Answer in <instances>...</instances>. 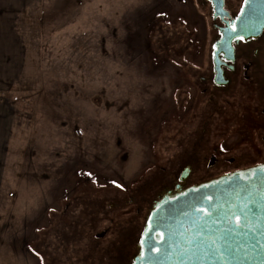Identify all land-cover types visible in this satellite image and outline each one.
<instances>
[{
	"label": "rangeland",
	"instance_id": "374dc122",
	"mask_svg": "<svg viewBox=\"0 0 264 264\" xmlns=\"http://www.w3.org/2000/svg\"><path fill=\"white\" fill-rule=\"evenodd\" d=\"M22 30L0 264H132L149 201L182 172L175 144L188 157L179 129L199 98L192 70L209 64V9L44 0ZM222 173L194 170L188 183Z\"/></svg>",
	"mask_w": 264,
	"mask_h": 264
},
{
	"label": "flooded vegetation",
	"instance_id": "af4514ba",
	"mask_svg": "<svg viewBox=\"0 0 264 264\" xmlns=\"http://www.w3.org/2000/svg\"><path fill=\"white\" fill-rule=\"evenodd\" d=\"M236 1L224 0L218 9L213 0H202L215 34L208 66L192 70L199 98L192 106V117L179 129L189 145L180 151L188 157L181 160L175 144L172 163H180L182 172L173 185L159 188L149 201L132 264L142 254L141 238L159 202L221 177L264 168V27L258 35L234 36L228 43L245 5V0ZM210 169L224 173L198 184L188 183L194 170Z\"/></svg>",
	"mask_w": 264,
	"mask_h": 264
},
{
	"label": "water",
	"instance_id": "95a60500",
	"mask_svg": "<svg viewBox=\"0 0 264 264\" xmlns=\"http://www.w3.org/2000/svg\"><path fill=\"white\" fill-rule=\"evenodd\" d=\"M218 9L224 0H213ZM232 38L258 35L264 0L244 5ZM188 171L183 173L186 177ZM135 264H264V168L237 172L159 202Z\"/></svg>",
	"mask_w": 264,
	"mask_h": 264
},
{
	"label": "crops",
	"instance_id": "0c3cea01",
	"mask_svg": "<svg viewBox=\"0 0 264 264\" xmlns=\"http://www.w3.org/2000/svg\"><path fill=\"white\" fill-rule=\"evenodd\" d=\"M43 5L44 0H0V205L3 195L10 194L14 178L9 152L14 127L9 95L27 67L28 51L22 26L42 12Z\"/></svg>",
	"mask_w": 264,
	"mask_h": 264
},
{
	"label": "snow or ice",
	"instance_id": "6c2138e0",
	"mask_svg": "<svg viewBox=\"0 0 264 264\" xmlns=\"http://www.w3.org/2000/svg\"><path fill=\"white\" fill-rule=\"evenodd\" d=\"M248 2H249V0H245V4L247 5L248 4ZM242 15H243V12L241 13ZM236 29L235 28H233V31H235Z\"/></svg>",
	"mask_w": 264,
	"mask_h": 264
}]
</instances>
